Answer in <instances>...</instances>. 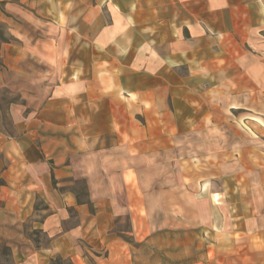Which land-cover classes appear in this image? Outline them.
Masks as SVG:
<instances>
[{
    "label": "crops",
    "instance_id": "1",
    "mask_svg": "<svg viewBox=\"0 0 264 264\" xmlns=\"http://www.w3.org/2000/svg\"><path fill=\"white\" fill-rule=\"evenodd\" d=\"M42 27L51 49L56 29L64 35L62 50L77 45L88 52L83 66L91 68V77L71 80L82 86L76 96L88 107L106 104L93 111L106 116L107 128L88 136L94 137L93 143L79 140L82 150L111 148L102 139L109 136L132 163L175 145L183 124L208 131L226 110L264 115V0H0V50L11 71L23 73L21 61L34 48V36ZM99 73L109 79L99 80ZM23 135L7 137L0 132V244L7 240L14 248L25 239L21 227L36 215L34 203L40 197L48 211L40 228L49 236V244L30 249L28 242L35 262L18 264H48L53 255L66 253L73 259L91 260L88 254L106 248L128 264L123 251L127 243L113 229L119 215L116 200L87 203L61 190L55 178L69 174L71 166L56 162L53 166L49 153ZM244 146L237 142V160L230 163L237 164L238 170L229 166L218 170L235 186L209 189L215 199L237 193L243 201L242 182L249 178L240 170ZM227 152L212 156L218 160L219 154L226 157ZM119 172L125 182V209L133 213L139 203L134 187L137 173L131 164ZM259 177L264 178V172ZM206 188L204 183L203 191ZM260 189L263 198L260 204L255 198L253 223L238 215L239 220L228 225L222 220L213 224L215 232L230 226L223 230L224 241L252 244L237 253L238 264H249L248 256L250 263L264 264V188ZM21 248L13 259L25 255ZM97 259L88 263L100 264L101 258Z\"/></svg>",
    "mask_w": 264,
    "mask_h": 264
},
{
    "label": "rangeland",
    "instance_id": "2",
    "mask_svg": "<svg viewBox=\"0 0 264 264\" xmlns=\"http://www.w3.org/2000/svg\"><path fill=\"white\" fill-rule=\"evenodd\" d=\"M39 32L34 36L37 39L32 44L34 48L28 50L21 61V74L7 67L0 50V132L16 138L26 134L41 150L49 153L53 166L55 162L60 167L62 163L70 165L71 172L55 178L54 182L61 190L72 192L79 201L90 203L109 197L116 200L119 215L113 229L127 243L128 249L123 251L129 257L128 264H238L237 253L242 254L252 244L224 241L223 230H229L230 226H214L217 232L212 228L220 220L227 225L235 222L239 220L238 215L246 223L254 222V201L256 198L260 204L263 191L259 190L264 188V178L259 177V173L264 172V115L250 110L230 112L225 109L223 117L218 118L211 130L196 131L183 124L175 137V145L151 152L132 163L124 148L115 146L109 136L102 139L106 145L111 144V148L82 150L79 140L93 143L94 137L88 136L107 128L106 116L93 111L106 104L90 103L88 107L76 96L82 86L71 81L91 77V68L83 66L88 52L78 50L77 45L75 49L62 50L64 35L56 29L51 49L45 42L46 29L42 27L40 31L39 28ZM105 76L99 73L98 79H109ZM51 97L53 99L48 100ZM135 117L143 121L141 115ZM238 141L245 145L239 157L240 170H245L249 177L242 182L245 196L242 202L237 193H229L226 199L224 195H217L215 199L209 189L216 192L223 186L229 189L235 186L234 182L221 178L218 170L222 166L238 170L237 164H230L237 158ZM223 151H228L226 157L219 154L218 160L213 158L212 153ZM125 164H131L137 173L134 187L139 203L133 206V213L125 209V182L119 172ZM204 183L208 185L205 191ZM108 191L115 194L109 195ZM34 206L36 215L21 227L25 239L14 248L7 240L0 244V264L33 263L28 242L32 245L30 249L49 244V236L40 228L48 214L45 202L37 197ZM261 213L264 214L263 210ZM18 248L25 255L13 259ZM92 253L87 255L91 260L73 259L67 253L53 255L48 264H89L98 261L97 257L101 258L100 264H127L125 259L114 258L107 248ZM36 259L39 261V255ZM250 260L249 256L245 259L252 264Z\"/></svg>",
    "mask_w": 264,
    "mask_h": 264
}]
</instances>
